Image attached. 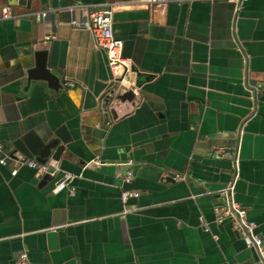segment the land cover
Segmentation results:
<instances>
[{"label": "crops", "instance_id": "crops-1", "mask_svg": "<svg viewBox=\"0 0 264 264\" xmlns=\"http://www.w3.org/2000/svg\"><path fill=\"white\" fill-rule=\"evenodd\" d=\"M29 1L28 9L0 0V140L23 156L14 147L21 134L65 124L70 150L47 163L80 177L73 197L53 195L57 176L21 168L13 177L0 165V264H15L23 251L31 264H257L232 220L217 222L214 206L227 205L221 193L237 156L234 200L264 239V101L250 92L264 85V0L240 8L231 0H171L164 8ZM5 7L13 19H1ZM97 10L112 11L125 57L151 76L140 88L132 74L117 84L106 53L70 26ZM43 11L46 19L31 16ZM38 50L49 52L61 78L57 92L25 81ZM114 90L116 118L102 108ZM129 90L131 102L118 98ZM131 159L135 179L123 185ZM123 187L141 193L128 213Z\"/></svg>", "mask_w": 264, "mask_h": 264}, {"label": "built area", "instance_id": "built-area-1", "mask_svg": "<svg viewBox=\"0 0 264 264\" xmlns=\"http://www.w3.org/2000/svg\"><path fill=\"white\" fill-rule=\"evenodd\" d=\"M171 0H137L136 3L145 8H164ZM236 3H244L249 0H231ZM37 21L46 19L49 16V11H43L40 13L31 14ZM15 16L11 13L9 7H5L2 10V20L13 19ZM113 17L111 10H97L88 15H84L81 19L73 18L70 22V26L74 29L87 31L95 45L106 53L108 66L112 73L113 79L116 82L122 78L123 85L126 83V77L124 74L130 70V60L124 55L125 43L123 40L118 39L114 34L113 29ZM124 77V78H123ZM257 89V94H258ZM130 160L128 164H132ZM97 165H100V161H96ZM0 165L3 167H12L11 175L16 177L21 168H30L34 170L39 176L51 175L58 177L60 170L51 163L42 164L34 159H28L18 154H11L7 152L5 144L0 140ZM123 185H129L133 182V171L128 169L124 174L119 175ZM71 176L64 174L62 177L56 180L55 188L52 190L53 195H59L64 191L68 192L70 197H73L76 192V187L70 186ZM238 180V176L233 180L234 182L229 185L222 194L227 195L229 193V200L226 206L216 207V220L218 223H223L226 218H232L233 224L239 235L246 241L247 248L255 250L259 256L257 264H264V246L263 240L256 232V222L249 219L248 211L246 208L240 206L235 200V188ZM141 193L134 190H124L121 193V199L127 208V204L130 200L140 198ZM126 212H130L129 209ZM201 223L205 225L204 220L201 218ZM18 264H31L29 256L26 252H20L18 257Z\"/></svg>", "mask_w": 264, "mask_h": 264}, {"label": "water", "instance_id": "water-1", "mask_svg": "<svg viewBox=\"0 0 264 264\" xmlns=\"http://www.w3.org/2000/svg\"><path fill=\"white\" fill-rule=\"evenodd\" d=\"M18 3L21 6H27L28 9L30 8V5H31L29 0H18ZM244 4H245V2L242 4L237 3V6L240 8V6H242ZM124 50H125V48H124ZM48 58H49V52L47 50L36 51L34 54V66L29 67L25 71L24 78H25V81L28 83V86H30V87H31V85L37 83L38 85L40 84L41 86H43V88H45V86H47V88L49 90L57 92L60 89H62L63 84L61 82V78L55 72H53L52 69L50 68ZM129 66H130V70L125 72L124 77L127 78V76L129 74L134 75L135 76V84L134 85L136 88H140L142 86L143 80H149L150 79L149 78V77H151L150 75L140 72V70H138L137 68H135L131 65V62H129ZM116 83L117 84L122 83V78L117 80ZM257 89L262 92V95L260 97H258ZM250 92H251V100L253 102L259 101V100L264 101V85H259L258 87L257 86H251ZM114 96H115V90L105 98L102 108L105 112L111 113L116 118L117 116H116L115 111L109 110L110 105L114 99ZM118 98L124 102L125 101L131 102L135 98V92L133 90H129L128 92L122 94L121 96H118ZM73 139L74 138H73L72 134L70 133L69 129L67 128V126L65 124H62L58 128L46 129V131L42 132V133H37L34 130L26 131L25 133L21 134L19 136V138L16 139V141L14 142V147L25 158H28V159H34L35 158L34 160H36L42 164L49 162V160H53V161L58 163L61 160L62 156L65 155L70 150V144L73 142ZM216 152H218L224 156L228 155V153L225 154V152L223 150H219ZM129 161L130 160H128V162ZM132 161H133V163L130 165L127 162V164H126L127 169H130L134 166L135 162H134V160H132ZM232 163H233L232 168L234 169V175H233V178L230 182V185L234 182L233 180L235 179L236 176H238L237 183L240 179V160H238L237 156H234ZM64 174H68V173H66V172L62 173L61 172L60 175L57 177V179L62 177ZM69 175L71 176L70 186L76 187V190H77V186L74 184V181L80 176H73L71 174H69ZM46 177H49V175L48 176L46 175ZM179 177L180 176H175V178H177V179ZM133 178L135 179L134 171H133ZM175 178H174V176H168L167 178H164V180L166 182H168L169 179L173 181V180H175ZM134 179H133V181H134ZM237 183H236V186H237ZM124 190H127V188L123 187L122 191H124ZM235 191H236V188H235ZM67 194H68V192H67ZM75 194H76V192H75ZM221 195L223 196V199L225 201L229 200V193H227V195H223L221 193ZM133 200H136V199H133ZM128 204H127V206H128ZM222 206H223V204L216 205V206H214V209L216 207H222ZM127 209H129V208L127 207L126 210ZM230 219L233 222V219L232 218H230ZM257 226H258V224H257ZM203 228L209 232V229L207 228L206 224L203 225ZM256 232L259 234L258 227H257ZM260 236L263 240V246H264L263 236L261 234H260ZM251 251L254 254L256 260L258 261L259 256H258L257 252L255 250H251Z\"/></svg>", "mask_w": 264, "mask_h": 264}, {"label": "flooded vegetation", "instance_id": "flooded-vegetation-1", "mask_svg": "<svg viewBox=\"0 0 264 264\" xmlns=\"http://www.w3.org/2000/svg\"><path fill=\"white\" fill-rule=\"evenodd\" d=\"M260 93H261V91H258V97H259V95H261ZM18 257H19V255H18ZM14 262H15V264H18V258Z\"/></svg>", "mask_w": 264, "mask_h": 264}]
</instances>
